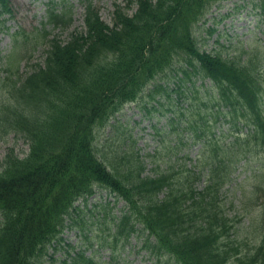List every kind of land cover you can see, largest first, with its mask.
Returning a JSON list of instances; mask_svg holds the SVG:
<instances>
[{"label":"trees","instance_id":"16d2710c","mask_svg":"<svg viewBox=\"0 0 264 264\" xmlns=\"http://www.w3.org/2000/svg\"><path fill=\"white\" fill-rule=\"evenodd\" d=\"M216 1L125 0L124 7L114 4L109 27L93 0H82L83 30L66 42L49 40L43 62L24 83L14 82V104L2 108L0 122L5 131L19 132L30 151L19 159L8 153L0 171V264H37L63 240L64 230L83 228L78 203L100 188L124 201L114 235L125 239L139 228L146 235L144 249L159 257L155 262L166 257L174 264H264V210L251 213L252 203H264L258 69L264 52L240 60L221 50L200 51L194 29ZM256 1L264 11V0ZM6 4L0 0L4 11ZM62 17L48 10V22L58 24ZM175 62L186 63L183 78L199 74L213 83L209 92L192 93L187 109L182 85L172 93L154 81L168 80ZM147 88L151 101L178 96L168 126H181L187 148L198 146L189 168L151 176L138 161L122 173L95 155L94 130ZM239 170L237 201L249 217L244 238L258 242L251 248L244 242L240 251L230 240L237 222L221 206V194ZM81 262L93 264L78 255L75 263Z\"/></svg>","mask_w":264,"mask_h":264},{"label":"rangeland","instance_id":"374dc122","mask_svg":"<svg viewBox=\"0 0 264 264\" xmlns=\"http://www.w3.org/2000/svg\"><path fill=\"white\" fill-rule=\"evenodd\" d=\"M114 2L125 4V0H94L101 20L109 27L113 24ZM50 4L55 6L57 12L65 14L69 21L58 24L47 22L46 10ZM83 12L80 0H8V13H0V110L14 100L11 92L14 82H22L38 63H42L49 39L66 41L71 33L81 31ZM205 15L194 29V38H197L201 51L221 50L224 57L235 56L240 60L261 57L264 52V11H261L259 2L218 0ZM16 40L19 41L18 54L13 60L10 58L16 54L17 46L14 45L12 50ZM258 69L263 76H260V81L263 82L264 92L263 61ZM171 76L170 73L167 78ZM169 83L173 85L174 80ZM196 84L198 86L201 83L197 80ZM204 84L209 85L206 81ZM146 95L147 90L142 91L134 102L123 106L108 121V125L94 130L95 155L109 169L116 167L120 172L139 161L144 165V175L151 176L169 167L178 170L184 164L189 166V158L196 153L194 148L187 149V145L184 146L187 142L184 135L183 144L178 141L181 126L176 124L173 128L168 127V118L174 114L168 108L176 110V100L170 101L156 95L163 106L159 110L154 106V110L151 108L154 101ZM145 106L151 111L148 112ZM28 152V144L19 133L0 127V170L7 153L24 158ZM259 160L264 165V157ZM242 179V173L236 174L221 194V206L226 217L235 218L237 222L230 240L234 241L239 251L243 249L244 242H251V236L244 238L243 229L249 217L243 213L237 201L241 185L238 183ZM252 206L253 216L264 210L262 203H252ZM123 207L124 202L117 200L113 194L97 190L87 203L80 206L76 218L82 220L83 228H67L62 234L63 240L56 247L49 248L37 260V264H76L78 255L92 259L95 264H174L173 260L166 257H160L159 262L153 261L157 258L142 249L145 237L139 229L125 242L122 238L114 240L113 230L123 214ZM105 212L110 215L103 218ZM249 244L251 248L258 242Z\"/></svg>","mask_w":264,"mask_h":264}]
</instances>
